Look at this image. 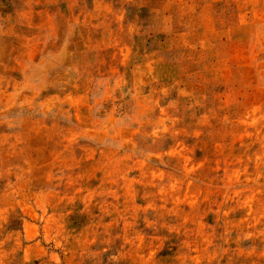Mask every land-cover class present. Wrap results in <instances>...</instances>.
Returning a JSON list of instances; mask_svg holds the SVG:
<instances>
[{"label":"rangeland","instance_id":"374dc122","mask_svg":"<svg viewBox=\"0 0 264 264\" xmlns=\"http://www.w3.org/2000/svg\"><path fill=\"white\" fill-rule=\"evenodd\" d=\"M0 264H264V0H0Z\"/></svg>","mask_w":264,"mask_h":264}]
</instances>
